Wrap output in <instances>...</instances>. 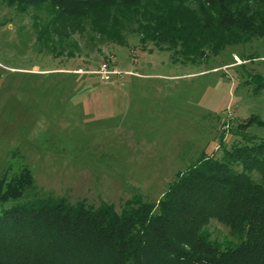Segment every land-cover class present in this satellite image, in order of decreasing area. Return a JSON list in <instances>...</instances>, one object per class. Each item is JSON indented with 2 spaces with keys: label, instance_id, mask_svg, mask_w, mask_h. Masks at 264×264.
<instances>
[{
  "label": "rangeland",
  "instance_id": "rangeland-1",
  "mask_svg": "<svg viewBox=\"0 0 264 264\" xmlns=\"http://www.w3.org/2000/svg\"><path fill=\"white\" fill-rule=\"evenodd\" d=\"M30 12L0 0V195L9 197L0 213L34 192L117 212L135 195L157 203L177 172L240 138L231 126L264 119V90L255 95L252 82L264 77L261 38L192 62L137 38L57 58ZM35 14L40 27L46 16ZM107 60L117 75L102 84L95 72ZM248 132L264 139L262 128ZM28 179L34 191L13 198ZM205 231L223 247L243 239L215 220Z\"/></svg>",
  "mask_w": 264,
  "mask_h": 264
},
{
  "label": "trees",
  "instance_id": "trees-1",
  "mask_svg": "<svg viewBox=\"0 0 264 264\" xmlns=\"http://www.w3.org/2000/svg\"><path fill=\"white\" fill-rule=\"evenodd\" d=\"M4 1L22 14L32 9L37 40L57 58L89 57L137 38L174 62H192L253 37L264 41V0ZM38 12L46 16L40 27ZM252 82L260 95L264 77ZM252 126L264 129V119L250 115L231 126L240 138L177 172L157 203L135 195L117 212L106 202L31 193L0 213V264H264V139L248 132ZM17 188L13 198L34 191L29 179ZM211 220L243 239L233 247L211 240Z\"/></svg>",
  "mask_w": 264,
  "mask_h": 264
},
{
  "label": "built area",
  "instance_id": "built-area-1",
  "mask_svg": "<svg viewBox=\"0 0 264 264\" xmlns=\"http://www.w3.org/2000/svg\"><path fill=\"white\" fill-rule=\"evenodd\" d=\"M112 62H103L97 68L95 74L102 84H107L111 81L112 77L117 75V72L112 67ZM227 127V126H226Z\"/></svg>",
  "mask_w": 264,
  "mask_h": 264
}]
</instances>
